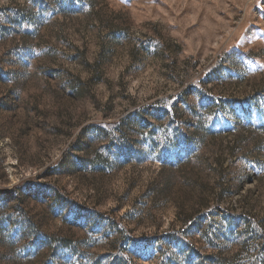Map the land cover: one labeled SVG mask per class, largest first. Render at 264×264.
<instances>
[{
    "label": "rangeland",
    "instance_id": "obj_1",
    "mask_svg": "<svg viewBox=\"0 0 264 264\" xmlns=\"http://www.w3.org/2000/svg\"><path fill=\"white\" fill-rule=\"evenodd\" d=\"M264 0H0V264H253Z\"/></svg>",
    "mask_w": 264,
    "mask_h": 264
},
{
    "label": "trees",
    "instance_id": "obj_2",
    "mask_svg": "<svg viewBox=\"0 0 264 264\" xmlns=\"http://www.w3.org/2000/svg\"><path fill=\"white\" fill-rule=\"evenodd\" d=\"M250 226V228L255 231L257 233V237L263 241V246L261 247V250H259L257 256L263 257L261 258V261L258 260L257 258L255 260H253V264H264V235L262 233H260L258 230L256 231L255 225L250 223L248 224Z\"/></svg>",
    "mask_w": 264,
    "mask_h": 264
}]
</instances>
